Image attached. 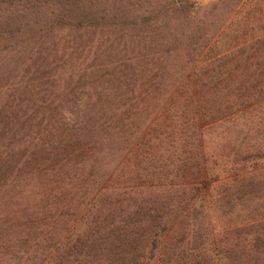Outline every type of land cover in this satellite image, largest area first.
Segmentation results:
<instances>
[{
	"label": "trees",
	"instance_id": "obj_1",
	"mask_svg": "<svg viewBox=\"0 0 264 264\" xmlns=\"http://www.w3.org/2000/svg\"><path fill=\"white\" fill-rule=\"evenodd\" d=\"M218 11L0 0V264H264V0Z\"/></svg>",
	"mask_w": 264,
	"mask_h": 264
},
{
	"label": "rangeland",
	"instance_id": "obj_2",
	"mask_svg": "<svg viewBox=\"0 0 264 264\" xmlns=\"http://www.w3.org/2000/svg\"><path fill=\"white\" fill-rule=\"evenodd\" d=\"M157 1L159 0H134V2L138 3V4H151V3H156ZM194 5L196 6V9H197V19L198 20H202L204 22H211V21H217V19H230L231 16H228V15H225L224 13L220 14V11H218L220 9V5H221V0H191ZM215 9V10H214ZM239 14V13H238ZM237 19L240 18L239 15L236 16ZM169 33V34H168ZM171 35H173L172 33L170 32H167V36L168 37H171ZM173 39V38H172ZM119 42V41H118ZM118 42H115L113 43V47H115L114 51L116 49H119V44ZM180 48H184V47H180ZM152 49V47L150 48ZM160 48H155V52L157 53V51L159 50ZM153 50V51H154ZM163 49H161L160 51H162ZM104 51V50H103ZM111 50H107L105 51V53L107 54V58L104 60V64H103V67H120L121 64L117 63L116 60L113 61V55H111L112 59L109 58L110 57V53ZM114 53V52H113ZM153 54H155L154 52H152ZM150 53V54H152ZM105 54V55H106ZM172 60L171 62H168L170 64L171 67L172 64H173V61H177V60H180V57L177 59L176 57H174V52L172 53L171 57H170ZM133 63V62H132ZM100 65V62H94L93 65ZM119 64V65H117ZM180 64V63H179ZM123 65V64H122ZM127 65V64H125ZM137 65V66H136ZM101 66V65H100ZM102 67V66H101ZM124 67V66H123ZM133 67H142L140 66V64L137 63V61H135L133 63Z\"/></svg>",
	"mask_w": 264,
	"mask_h": 264
}]
</instances>
